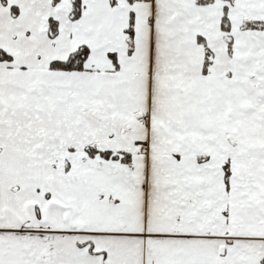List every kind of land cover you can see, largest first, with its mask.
<instances>
[{"label": "snow or ice", "instance_id": "6c2138e0", "mask_svg": "<svg viewBox=\"0 0 264 264\" xmlns=\"http://www.w3.org/2000/svg\"><path fill=\"white\" fill-rule=\"evenodd\" d=\"M0 264H264V0H0Z\"/></svg>", "mask_w": 264, "mask_h": 264}]
</instances>
